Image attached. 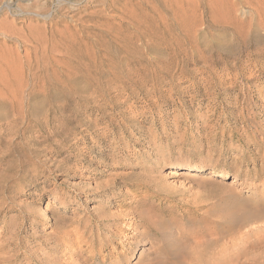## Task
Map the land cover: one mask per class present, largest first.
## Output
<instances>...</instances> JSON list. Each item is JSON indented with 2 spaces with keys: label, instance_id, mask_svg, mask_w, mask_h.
<instances>
[{
  "label": "rangeland",
  "instance_id": "374dc122",
  "mask_svg": "<svg viewBox=\"0 0 264 264\" xmlns=\"http://www.w3.org/2000/svg\"><path fill=\"white\" fill-rule=\"evenodd\" d=\"M101 1L0 0V264L76 263L133 208L192 252L264 191V0Z\"/></svg>",
  "mask_w": 264,
  "mask_h": 264
},
{
  "label": "bare ground",
  "instance_id": "6f19581e",
  "mask_svg": "<svg viewBox=\"0 0 264 264\" xmlns=\"http://www.w3.org/2000/svg\"><path fill=\"white\" fill-rule=\"evenodd\" d=\"M180 164L184 170L200 171L202 169L199 163L192 161H182ZM178 175L177 172L170 170V173H167L165 177ZM159 191L163 190L160 189ZM133 211L120 215L118 218H114L112 215L111 220H108V217L104 219L105 215L96 217V222L99 219L101 222L96 224V231L91 229L87 237L89 229L86 228L82 235H79L85 244L90 242L92 250L86 252L87 254L82 252L86 256L81 255L79 261L70 264H129L139 244L145 246L143 247L142 259H139L137 264H239L238 261L245 255L244 253L258 251L259 248L264 247V191L246 198L237 197L227 211H223L224 213L218 219L216 218L219 222L216 221L215 224L211 223L212 218L209 220L206 217H199L197 219L199 229L196 231L195 249L192 252H188L189 248L188 250L185 249L186 252H184L185 250L174 252L168 244L165 245V243L160 242L164 241V233L161 223L155 219L151 208L148 210L133 208ZM208 214L211 217L217 216ZM115 230L119 232H114ZM152 236H156L158 240L152 239ZM158 243L160 245H157ZM146 246L150 247L147 248ZM155 246L157 247L156 251L151 252ZM107 249L109 252L104 253ZM150 254L155 256L151 259H143ZM251 255H248L250 259L255 257ZM260 255L258 254V256Z\"/></svg>",
  "mask_w": 264,
  "mask_h": 264
}]
</instances>
